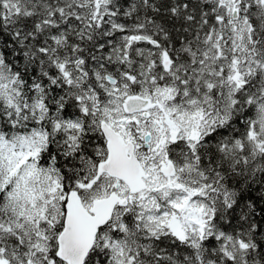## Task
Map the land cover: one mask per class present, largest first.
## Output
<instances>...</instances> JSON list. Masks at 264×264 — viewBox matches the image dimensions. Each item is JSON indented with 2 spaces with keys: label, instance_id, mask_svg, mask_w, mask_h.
<instances>
[{
  "label": "snow or ice",
  "instance_id": "6c2138e0",
  "mask_svg": "<svg viewBox=\"0 0 264 264\" xmlns=\"http://www.w3.org/2000/svg\"><path fill=\"white\" fill-rule=\"evenodd\" d=\"M0 264H264V0H0Z\"/></svg>",
  "mask_w": 264,
  "mask_h": 264
}]
</instances>
